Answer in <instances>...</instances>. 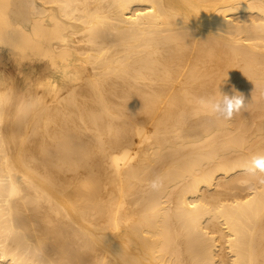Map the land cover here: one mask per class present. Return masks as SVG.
Here are the masks:
<instances>
[{
    "label": "bare ground",
    "instance_id": "1",
    "mask_svg": "<svg viewBox=\"0 0 264 264\" xmlns=\"http://www.w3.org/2000/svg\"><path fill=\"white\" fill-rule=\"evenodd\" d=\"M256 154L264 0H0V264H264Z\"/></svg>",
    "mask_w": 264,
    "mask_h": 264
},
{
    "label": "clouds",
    "instance_id": "2",
    "mask_svg": "<svg viewBox=\"0 0 264 264\" xmlns=\"http://www.w3.org/2000/svg\"><path fill=\"white\" fill-rule=\"evenodd\" d=\"M196 103L209 116L224 120L232 119L235 114H238L247 106L245 97L240 93L231 96L227 94H220L218 97L201 96L196 99ZM241 168L247 176H256L258 173L264 174V155H253L241 165ZM240 183L241 185H248L249 181L242 179ZM260 183L264 184V178L260 179ZM160 186L161 181L159 178L151 182V188L153 189H158Z\"/></svg>",
    "mask_w": 264,
    "mask_h": 264
}]
</instances>
